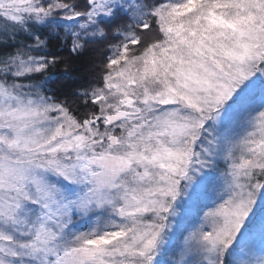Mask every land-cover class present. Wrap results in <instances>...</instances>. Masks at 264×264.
<instances>
[{
	"label": "snow or ice",
	"instance_id": "1",
	"mask_svg": "<svg viewBox=\"0 0 264 264\" xmlns=\"http://www.w3.org/2000/svg\"><path fill=\"white\" fill-rule=\"evenodd\" d=\"M0 264H264V0H0Z\"/></svg>",
	"mask_w": 264,
	"mask_h": 264
},
{
	"label": "trees",
	"instance_id": "2",
	"mask_svg": "<svg viewBox=\"0 0 264 264\" xmlns=\"http://www.w3.org/2000/svg\"><path fill=\"white\" fill-rule=\"evenodd\" d=\"M49 50L55 52L61 61L52 70L54 81L49 86L65 93L74 92L91 83L99 75L98 69L107 53L103 45H89L82 54L74 55L62 42L55 40L49 45Z\"/></svg>",
	"mask_w": 264,
	"mask_h": 264
}]
</instances>
